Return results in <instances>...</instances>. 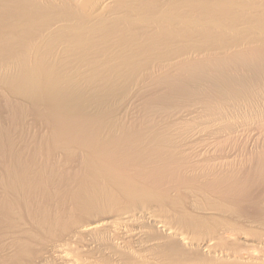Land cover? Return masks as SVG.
Here are the masks:
<instances>
[{
  "label": "bare ground",
  "instance_id": "1",
  "mask_svg": "<svg viewBox=\"0 0 264 264\" xmlns=\"http://www.w3.org/2000/svg\"><path fill=\"white\" fill-rule=\"evenodd\" d=\"M93 3L0 0V264H264V0Z\"/></svg>",
  "mask_w": 264,
  "mask_h": 264
},
{
  "label": "rangeland",
  "instance_id": "2",
  "mask_svg": "<svg viewBox=\"0 0 264 264\" xmlns=\"http://www.w3.org/2000/svg\"><path fill=\"white\" fill-rule=\"evenodd\" d=\"M86 1H89V4H88V8L86 9V12L87 11H89V9H90V11L92 10V9H94V6H95V4L93 3L94 2V0H86ZM81 5V4H80ZM94 5V6H93ZM89 11V12H90ZM93 11V10H92ZM88 12V13H89ZM91 13V12H90ZM102 62V61H101ZM103 63V62H102ZM96 65L98 66V67H100V64L99 63H96ZM80 69L78 68V67H74V68H72L71 69V73H73V74H77V73H79V72H81V71H79ZM84 73V72H83ZM94 72H91V73H89V74H87V73H84L85 74V79H87L91 74H93ZM129 100L128 101V103H127V101L126 100ZM137 100V102H134V104L132 103V101H131V99H130V97H128V98H125V99H123V100H117L115 103L117 104L116 105V107L118 108V106L121 108L122 106H123V104H122V102L125 104V103H127L128 105H130V106H128L129 108H127L128 109V111L130 110V107H132L133 105V107H135L136 109H134V108H132L131 110V112L129 111H127L128 113H127V115L129 116V118L131 117V119H132V117L134 116V115H136V118H134L133 117V119H136V120H138L139 118L138 117H140V116H137V113H139L138 115H140V112H141V104H139V103H141L140 102V100L139 99H136ZM126 101V102H125ZM121 102V103H120ZM120 103V104H119ZM122 104V105H121ZM132 104V105H131ZM135 104H137V105H135ZM140 106V107H139ZM140 109V110H137V109ZM133 110H135V111H133ZM133 112H135V113H133ZM131 113H133V114H131ZM131 114V115H130ZM133 115V116H132ZM84 243H80L79 245H78V247H80L81 245H83ZM106 260H108V261H106ZM114 259L113 258H105V260L104 261H106L107 263H109V264H115L114 262H112Z\"/></svg>",
  "mask_w": 264,
  "mask_h": 264
}]
</instances>
